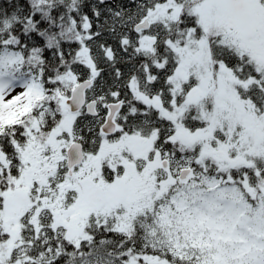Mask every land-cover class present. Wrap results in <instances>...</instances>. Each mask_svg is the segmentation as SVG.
Instances as JSON below:
<instances>
[{
  "label": "snow or ice",
  "instance_id": "snow-or-ice-1",
  "mask_svg": "<svg viewBox=\"0 0 264 264\" xmlns=\"http://www.w3.org/2000/svg\"><path fill=\"white\" fill-rule=\"evenodd\" d=\"M0 264H264V0H0Z\"/></svg>",
  "mask_w": 264,
  "mask_h": 264
}]
</instances>
